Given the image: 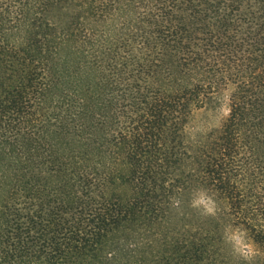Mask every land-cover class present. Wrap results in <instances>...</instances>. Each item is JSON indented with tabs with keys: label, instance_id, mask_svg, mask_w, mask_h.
Listing matches in <instances>:
<instances>
[{
	"label": "trees",
	"instance_id": "16d2710c",
	"mask_svg": "<svg viewBox=\"0 0 264 264\" xmlns=\"http://www.w3.org/2000/svg\"><path fill=\"white\" fill-rule=\"evenodd\" d=\"M0 264H264V0H0Z\"/></svg>",
	"mask_w": 264,
	"mask_h": 264
},
{
	"label": "rangeland",
	"instance_id": "374dc122",
	"mask_svg": "<svg viewBox=\"0 0 264 264\" xmlns=\"http://www.w3.org/2000/svg\"><path fill=\"white\" fill-rule=\"evenodd\" d=\"M229 87L217 90L214 97L203 107L197 108L192 113V121L199 126L218 125L221 119L227 112V93ZM195 202H200L206 210L210 209V204L207 200H202L200 197L195 198ZM235 248L238 251H244L250 248L248 243H245L236 233L232 234Z\"/></svg>",
	"mask_w": 264,
	"mask_h": 264
}]
</instances>
